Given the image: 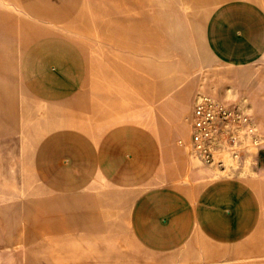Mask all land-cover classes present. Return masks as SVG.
Instances as JSON below:
<instances>
[{
  "label": "rangeland",
  "instance_id": "rangeland-1",
  "mask_svg": "<svg viewBox=\"0 0 264 264\" xmlns=\"http://www.w3.org/2000/svg\"><path fill=\"white\" fill-rule=\"evenodd\" d=\"M132 1L69 0L80 14L79 23L72 24L69 16L33 17L12 1L0 0L14 5L2 10L40 25L6 27L17 36L16 45L0 40V84L8 87L0 92V209L8 207L5 214L0 211V264H103L108 259L112 264H264V256L239 259L241 255L232 254L244 241L231 246L228 233L217 241L206 238L198 229L197 218L190 231L149 249L137 238L128 207L125 218L123 212L109 216L103 208L100 179L83 191L66 194L46 187L36 177L32 156L51 127L50 114L24 80L21 59L28 46L42 39L68 40L71 49L82 55L86 67L76 97L78 111L107 115L113 122L140 124L153 131L158 141L159 175L165 184L188 186L194 192L215 178L236 173L260 175L250 170L264 146V54L251 63L226 61L212 52L206 37L207 27L215 23L214 10L228 0L172 1L173 51L187 40L186 27L190 43L185 59L175 53L172 64L162 58L166 50L160 45L156 52L151 51L158 62L150 64L144 56L138 58L136 45L129 42L120 47L106 39L101 27L134 26ZM254 1L264 8V0ZM156 4L158 15L153 22L160 25L166 22L165 3L157 0ZM142 12L141 18L148 20ZM188 59L195 65L187 63ZM149 72L157 79L151 81ZM191 82V91L182 97V89ZM165 83L168 89H156ZM200 94L242 99L254 114L253 132L243 130L240 143L217 149L218 157L225 161L223 170L203 162L190 145L189 119ZM6 142L10 144L5 149L2 144ZM235 149H242L239 157L233 155ZM189 153L195 157L192 162ZM5 224L11 225L8 232L3 231ZM117 253L123 256L107 257Z\"/></svg>",
  "mask_w": 264,
  "mask_h": 264
},
{
  "label": "crops",
  "instance_id": "crops-1",
  "mask_svg": "<svg viewBox=\"0 0 264 264\" xmlns=\"http://www.w3.org/2000/svg\"><path fill=\"white\" fill-rule=\"evenodd\" d=\"M10 1L18 5L22 13L33 17L69 16L72 24H77L80 17L69 0ZM156 1L128 2L133 5L134 26L101 27L105 37L120 47L129 42L136 45L138 58L144 56L150 64L158 62L151 51L156 52L159 45L166 50L162 57L166 58V63L174 62L175 53L184 60L190 48L188 28L187 40L177 45L174 52L173 0H162L166 22L160 25L153 22L158 15ZM13 4L0 3V40L9 41L11 46L16 45L17 36L6 27H40L2 10V7L14 8ZM142 10L149 16L148 20L141 18ZM213 16L215 23L207 27L206 37L216 56L234 63H251L264 54V8L258 2L228 0L214 10ZM71 48L68 40L42 39L28 46L21 59L24 80L44 101L45 110L50 114L51 127L39 140L32 156L39 181L54 191L69 194L83 191L100 179L103 208L108 209L109 216L123 212L125 218L128 207L133 230L149 249L177 238L175 234L190 231L197 218L199 231L210 240H220L223 233H228L231 246L244 241L239 251L231 252L241 255L237 258L264 256V235H261L264 234V146L259 148L256 163L250 170L261 176L236 173L219 177L199 185L194 192L188 186L165 184L159 175L158 141L153 131L140 124L113 122L107 115L90 116L77 110L76 97L86 63L82 55ZM141 49L150 52L141 53ZM187 63L195 65L192 59ZM161 66L162 61L159 71ZM151 75V81L157 79L156 75ZM167 85L156 89L166 90ZM192 86L193 82L182 89L181 96L188 95ZM7 90V86L0 84V92ZM5 117L15 119L9 114ZM9 144L3 143L2 147L6 149ZM188 158L190 162L195 160L191 153ZM7 208L0 211L5 214ZM10 228L11 225L5 224L3 231L8 232ZM120 256L123 255H107L113 259ZM108 261L103 264H112Z\"/></svg>",
  "mask_w": 264,
  "mask_h": 264
},
{
  "label": "built area",
  "instance_id": "built-area-1",
  "mask_svg": "<svg viewBox=\"0 0 264 264\" xmlns=\"http://www.w3.org/2000/svg\"><path fill=\"white\" fill-rule=\"evenodd\" d=\"M254 123V114L242 99L200 94L189 119L191 148L203 162L224 168L225 161L218 157L217 149L240 143L243 130L253 132ZM241 151L235 149L233 155L239 157Z\"/></svg>",
  "mask_w": 264,
  "mask_h": 264
}]
</instances>
